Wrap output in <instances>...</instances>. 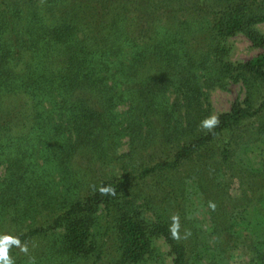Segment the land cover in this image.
<instances>
[{"label":"trees","instance_id":"trees-1","mask_svg":"<svg viewBox=\"0 0 264 264\" xmlns=\"http://www.w3.org/2000/svg\"><path fill=\"white\" fill-rule=\"evenodd\" d=\"M260 25L264 0H0V264H264V54L227 45Z\"/></svg>","mask_w":264,"mask_h":264},{"label":"rangeland","instance_id":"rangeland-1","mask_svg":"<svg viewBox=\"0 0 264 264\" xmlns=\"http://www.w3.org/2000/svg\"><path fill=\"white\" fill-rule=\"evenodd\" d=\"M256 28V29H255ZM254 30L264 37V25L254 27ZM227 45L231 48V55L228 58L232 64L246 62L260 54H264V46L255 47L245 35H239L227 41ZM244 89L240 84H230L226 89H217L210 93V102L215 111L222 113L229 111L233 103L243 100ZM2 172L0 171V176ZM237 186L234 187V191ZM200 221L207 225V216L202 214ZM156 250L155 257L162 258L166 264H172V256L170 250L163 240L154 241ZM231 264H249L248 255L244 250H239L234 253Z\"/></svg>","mask_w":264,"mask_h":264},{"label":"clouds","instance_id":"clouds-1","mask_svg":"<svg viewBox=\"0 0 264 264\" xmlns=\"http://www.w3.org/2000/svg\"><path fill=\"white\" fill-rule=\"evenodd\" d=\"M206 126H209V125L206 123Z\"/></svg>","mask_w":264,"mask_h":264}]
</instances>
